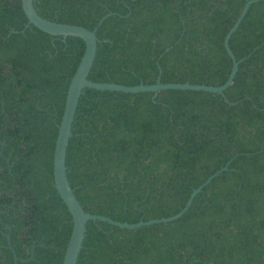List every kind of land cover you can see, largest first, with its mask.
<instances>
[{"label":"trees","instance_id":"16d2710c","mask_svg":"<svg viewBox=\"0 0 264 264\" xmlns=\"http://www.w3.org/2000/svg\"><path fill=\"white\" fill-rule=\"evenodd\" d=\"M247 0H32L47 21L95 30L87 80L221 86L223 38ZM249 1V0H248ZM238 61L222 95L83 89L65 152L87 221L75 264H264V0L228 39ZM78 38L27 24L0 0V264H61L71 218L53 187L52 153Z\"/></svg>","mask_w":264,"mask_h":264},{"label":"water","instance_id":"95a60500","mask_svg":"<svg viewBox=\"0 0 264 264\" xmlns=\"http://www.w3.org/2000/svg\"><path fill=\"white\" fill-rule=\"evenodd\" d=\"M259 0H247L242 10L235 20L234 24L229 28L223 38V49L226 55L229 57L231 67L226 81L218 87L205 86V85H191L188 83L183 84H160L157 79L153 85H142L139 84L133 87H126L116 85L112 83H95L87 80V75L92 65L95 49H96V38L94 35L95 30L88 31L80 26L61 24L52 21L42 19L34 10L32 0H20L21 10L27 20V24L32 25L40 32L61 38H78L84 43L83 54L75 68L73 75L71 76L67 90L65 93V99L63 104L62 116L57 126V133L54 140L53 153H52V179L53 187L59 196L60 200L67 209V212L71 218V232L69 238L65 244L63 251L61 264H75L77 255L80 251L81 244L85 234V224L87 221L106 223L107 225L117 227L119 229L132 230L144 226H150L155 224H165L172 222L187 210L190 206L192 199L197 195L203 186L208 184L210 180L215 177L220 171L225 170L223 167L221 170L213 173L209 176L200 186L192 190L184 206L175 215L168 218H161L157 220H149L146 222H137L135 224L119 223L109 219L108 217L92 215L83 211L82 207L76 200L72 189L70 188L66 178V167H65V152L67 142L70 137L71 124L73 121L75 109L77 106L78 98L83 89H92L96 91H112L121 92L125 94H136V93H152L153 97L158 91L164 90H180V91H200L211 94L222 95L223 92L230 86L232 79L237 70L238 61L235 60L231 51L228 48V39L230 35L235 31L239 22L243 18L249 5ZM3 143L0 142V157L2 156ZM6 246L12 256V264H17L20 259L16 257L13 250L9 246L8 234L5 235Z\"/></svg>","mask_w":264,"mask_h":264}]
</instances>
